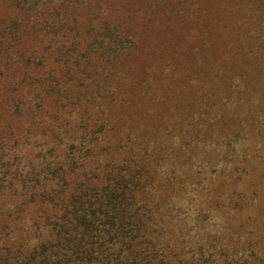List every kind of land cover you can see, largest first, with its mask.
Wrapping results in <instances>:
<instances>
[{
  "label": "rangeland",
  "instance_id": "1",
  "mask_svg": "<svg viewBox=\"0 0 264 264\" xmlns=\"http://www.w3.org/2000/svg\"><path fill=\"white\" fill-rule=\"evenodd\" d=\"M15 4L0 0L2 30L18 15ZM68 6L65 23L50 11L54 27L30 34L25 56L0 42V168L10 170L0 191L17 166L50 176L53 165L70 163L72 184L137 172V190L172 213L188 249L201 246L208 264H256L264 250V0ZM102 121L107 130L92 137ZM13 203L5 198L0 209Z\"/></svg>",
  "mask_w": 264,
  "mask_h": 264
},
{
  "label": "trees",
  "instance_id": "2",
  "mask_svg": "<svg viewBox=\"0 0 264 264\" xmlns=\"http://www.w3.org/2000/svg\"><path fill=\"white\" fill-rule=\"evenodd\" d=\"M14 1L18 15L5 29L0 24V42L7 51L25 50L21 57L30 50V34L39 36L43 23L54 27L50 11L56 20H68V0ZM106 126L102 121L91 136L102 137ZM66 164L53 165L48 171L52 174L45 177L42 168L25 173V167L11 166L16 172L0 191V201L14 200L0 209V264H208L201 246L188 249L191 242L172 213L151 202L149 192L145 196L142 188L137 190V172L124 176L120 168L106 184H99L95 176L72 184L65 178L72 165ZM4 166L0 180L10 173ZM15 184L20 192L12 189ZM255 259L264 264V250ZM237 262L248 264V258L232 257L228 264Z\"/></svg>",
  "mask_w": 264,
  "mask_h": 264
}]
</instances>
